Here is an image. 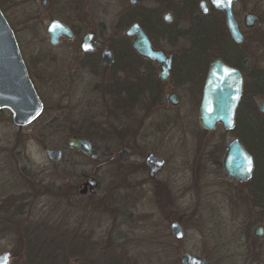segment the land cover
Wrapping results in <instances>:
<instances>
[{
    "label": "rangeland",
    "instance_id": "rangeland-1",
    "mask_svg": "<svg viewBox=\"0 0 264 264\" xmlns=\"http://www.w3.org/2000/svg\"><path fill=\"white\" fill-rule=\"evenodd\" d=\"M187 1V8L191 9L190 15H194L195 3L193 0ZM0 2L7 4L6 0ZM121 2L122 0H92V29L103 40H116L120 34L116 32L115 22ZM137 4L139 8L147 10L156 3L153 0H138ZM233 11L242 29L244 12L252 11L259 16L255 26L245 30L246 41L238 47V54H241V59H248L250 102L264 118V112L259 109L260 102L264 100V91L256 92L253 80L254 72L261 70L264 73V0H238ZM182 18L185 20L181 25L186 29L184 28L183 36L173 37L172 40H176L173 47L189 50L191 35L188 34L190 30L188 33L186 30L191 21L188 14ZM178 19H174L170 29L178 27ZM100 22H104V28ZM29 35L24 31H19L17 35L22 43L21 50L28 59L36 57L38 52L29 47ZM44 49L64 56L63 62L58 64V71L71 74L74 68L71 57L78 52L76 47L62 45ZM41 50L42 48L39 49ZM216 54L217 50L212 47L206 56L213 58ZM113 70L112 67L111 71ZM52 81L48 82L52 84ZM97 81L90 76L80 75L73 81L79 87V94L74 99L82 97L98 103V94L93 92ZM45 82L39 79L38 85L45 109L39 120L29 126L26 132H15L5 122L6 113L1 114L0 149L7 147L9 142L12 147L16 138L21 137L24 140L22 149L26 150L21 165L26 167L28 177H31L25 186L27 202L23 207L24 214L21 215L18 200L23 191L19 192L16 187L24 189V185L11 176L9 169L5 167V153L0 156V201L10 196L8 200L13 202L12 210L8 212H5L0 202V218L9 219V223L0 224V251L12 252L11 264H181L180 257L186 252L204 256L210 264H264V234L262 237L254 234L255 227L264 226V221L254 199L252 184L233 181L219 167L216 176H196L200 181L195 182V187L190 182L191 176L185 173V191L174 190L176 187L172 184L169 192H159L156 186L153 192L146 193L149 199L141 198L133 184L136 177L130 174L135 164L130 134L126 135L119 127H114V130L109 125L105 126L102 108L87 110V114L81 111L86 120L90 116H96L91 118L96 127H90V135L102 153L116 154L115 151L120 147H127L131 156L121 159L116 154L118 165L114 166L109 161L115 159L109 156L103 155L97 160H90L82 157L79 152L72 151L67 147L70 134L59 128H66V125L74 127L72 121H77L78 115L68 110L61 112V107L66 105L63 100L66 92L59 93ZM183 94L179 106L174 107L173 112L180 115L188 113L185 120L196 125L197 112L193 110L190 93L187 91ZM114 100L115 97H109V102L113 103ZM237 126L236 133L224 134L219 127L206 133L203 138L198 129L196 132L192 127L188 128L181 142H167L162 150L171 160L169 170L174 164L178 165L180 158L191 160L202 152L204 155V152L210 150L213 137H217V141L222 143L221 159L228 142L241 133L240 125ZM246 142L248 147L258 152L259 149L249 137ZM46 148H61L64 160L60 163L50 161L45 153ZM12 155H15L14 152ZM179 165L184 168L183 162ZM255 167H263L262 158H255ZM83 174L95 175L100 180V185L94 195H75L74 200L68 196V192L74 181L78 186ZM122 178V188H108L122 185ZM213 179L217 184L207 186L206 180ZM172 180L174 182V177ZM30 187L39 190L35 192ZM77 190L78 187L75 188L76 193ZM174 220L179 221L183 227L184 237L181 240H176L170 231V223Z\"/></svg>",
    "mask_w": 264,
    "mask_h": 264
},
{
    "label": "flooded vegetation",
    "instance_id": "flooded-vegetation-1",
    "mask_svg": "<svg viewBox=\"0 0 264 264\" xmlns=\"http://www.w3.org/2000/svg\"><path fill=\"white\" fill-rule=\"evenodd\" d=\"M153 1H155L156 4L146 10L144 7L142 9L138 7V0H126L127 3H125V0H122L115 22L116 32L120 34L117 36L118 38L116 40L111 39V41L107 38L103 40L99 33L92 29V0H6L7 4L5 5L0 2V10L14 33L28 75L43 103L42 113L45 109V103L39 92V79L46 81L45 83L48 84L49 87L53 86V89L58 90L59 93L66 92L65 95H63V100L66 102V105L61 107V112L68 110L72 111V113H77L78 119L80 120L77 119V121H72L74 122L73 128L79 130L80 128L85 130L88 128L86 135L73 133L70 134V136L75 135L88 139L92 148H95L99 153L95 160L106 155L110 158H114L117 162L116 165H118L116 154L121 159L128 158L131 156L129 149L127 147H120L115 151L116 154H114V152L102 153L100 151L101 149L94 143L93 137L90 135V131H92L90 127H96V124L91 122V118H96V116H90L89 119L86 120L84 115H81V111H85V114H87L88 111L94 108H102L103 112L101 115L105 117V126L109 125L113 127L114 130L116 129L114 127H119L124 130L126 135L130 134L131 136L133 143L132 156H134L135 164L130 174L136 177L134 178L135 181L133 180V184L135 185L134 188L138 190L139 197L147 199H149V196L146 195V193L153 192L156 186H158L159 189H157L159 192H169L171 188L170 185L172 184V186L176 187L174 190L180 192L185 191L187 186L185 173L191 176L190 182L193 183L194 187L195 182L200 181L196 176H216L219 172V167H221L223 174L229 177L223 169L222 160L229 142L234 138H239L246 148L239 136H233L228 142L224 148L221 159L220 146L222 143L217 141V137H213L210 142V150L204 152L205 156L202 152V155L200 154V156H198L197 154L191 160H188L186 157L179 159L177 164L179 165L183 162L184 168L180 167L183 165L178 166L174 164L173 168L169 170L171 160L162 150H164L167 142L173 140L181 142L187 134V129L191 127L196 132L197 129L199 130L198 132L201 133V138H203L206 133L213 132L219 127L222 129V132L224 131V134L236 133L238 110L242 108L245 113L251 110L250 96L248 93V86L250 87L248 83L250 70L248 59H241L239 56V59L236 61L235 56L231 54L232 52L230 51L233 50L234 53L235 44H243L246 41L245 30L249 28L245 27L243 20L242 29L240 23L236 19L239 29L243 34V40L241 42H236L231 37L226 26L224 13L220 9L215 8L210 0H193L195 3L193 6L194 15H190L189 13L191 9L187 8V0ZM237 1L238 0L234 1L233 7ZM202 2L205 3V11L201 8ZM102 11H104L103 8ZM246 12H244V15ZM185 14H188L191 21V24L186 30L187 33L192 25L196 23V21H199L200 18H205L203 21L214 27L212 47L217 50V54L213 58L209 56H186L187 48H184V50L181 49V47H173V43L176 42V40H172L173 37L179 38L183 36L184 28L186 29V27L183 28L181 25L183 24V20H185L182 16H185ZM175 18H179L177 21L178 27L176 29H170L169 27L174 23ZM221 22L224 24L222 34L220 33L222 27H220ZM53 24H58L60 27L68 29L70 36L57 30L56 32H58V34L56 36V41L52 43L49 28L51 26L53 27ZM100 24L102 28L105 27L104 22H100ZM134 25H139L145 32L153 49H159L167 56H171L169 74L166 78L160 76L163 71L162 64L139 55L133 49V37L126 35L125 32ZM19 31L30 34L28 45L30 48L38 50L36 57L32 56L30 59L26 58L23 50H21L22 47L20 44L22 43L17 36ZM89 34H91L92 37L88 43L89 46L93 48L89 51H85L82 49V44L85 37ZM188 34L190 35V32ZM221 41L230 44L233 48L230 47V50L227 49L226 51V48H222ZM62 45L76 47L78 51L71 57L74 68L70 75H66L64 72L61 73V71L59 73L58 71V64L59 62H63L65 57L58 56L56 53L44 49L56 48ZM40 48H42L41 51H39ZM175 48L177 50H175ZM188 48L190 49L191 47ZM106 49H110L112 54L113 60L110 64H105L102 59V54ZM209 50L206 54H208ZM179 52L180 56H178ZM219 54L223 55L221 56ZM216 59H220L225 65L237 69L242 77L241 97L235 111L234 125L231 129L225 128L222 123H216L213 129H207L201 125L199 119L205 79L210 64ZM112 67L114 68L113 71H111ZM82 74L83 77L90 76L98 80L93 87V92L98 94V103H95L92 99L82 97H78L76 100L74 99L75 96L77 97L79 94V87L77 84L74 85L73 81ZM48 81H52V84ZM55 84H57L56 87L54 86ZM109 85L115 86L109 88ZM187 91L190 93L192 99L193 110L197 112V126L195 123L185 120V115L187 116L188 113L180 115L179 113L173 112V108L179 106L181 97L184 95L183 93ZM171 94H175L177 100L176 105L172 104L170 101ZM109 97H115L113 103L109 102ZM2 112L6 113L7 120L5 122L13 127L15 132L18 131L20 133L26 132V129L36 123L42 114L41 113L31 123L21 125L17 122V118L14 117L9 108L0 109V120L3 119L1 117ZM95 114L97 115V113ZM23 141L24 140L18 136L12 147L9 142L7 147L0 149V156H4L5 153V167L9 169V173L12 174L11 176L16 177L17 181L19 180V183L24 185V189L19 185V187H16L19 192L23 191L18 200V207L21 215L24 214L23 207L27 202L25 186H27L29 178L26 167L21 165L26 152V150L24 151V149H22ZM68 148L72 151L79 152L84 158L92 159L90 155L84 154L75 148ZM120 150H125L126 155H121L119 152ZM13 152L15 154L14 156L12 155ZM150 153L164 160L161 169L157 171L154 176H151L149 166L146 163V157ZM62 159L64 160L63 150ZM253 160L255 168L254 156ZM254 168L251 177L246 181H237L231 177L229 178L239 183L253 185L252 178ZM112 172L114 171L112 170ZM126 175L129 176L128 174ZM90 176L95 177L97 181L95 192L91 193L89 187L86 186L85 193H80V186ZM172 177H174V182ZM123 179L124 178L120 179L122 185L110 186L108 188L110 190L116 187L122 188L124 186ZM215 181V179L211 181L206 180L207 186L216 185L217 183ZM99 185L100 180L95 175L83 174V179L78 186L75 181L73 182L68 196L76 200L75 195L85 196L88 193L94 195ZM76 187H78V193H74ZM9 198L10 196L0 201L4 206L5 212L12 210L13 202L11 199L8 200ZM15 209H18L17 206H15ZM16 213L18 214V212ZM6 223H9V219L0 218V224L3 225ZM1 232L2 228H0V233ZM5 251L11 253V264L13 254L10 250H2L0 253Z\"/></svg>",
    "mask_w": 264,
    "mask_h": 264
},
{
    "label": "water",
    "instance_id": "water-1",
    "mask_svg": "<svg viewBox=\"0 0 264 264\" xmlns=\"http://www.w3.org/2000/svg\"><path fill=\"white\" fill-rule=\"evenodd\" d=\"M210 1L215 8L224 13L225 23L231 37L236 42H241L243 34L233 13V3L236 0ZM201 8L205 11L204 2L201 3ZM258 19L259 16L255 12L249 11L245 13L243 23L245 27L252 28L258 22ZM57 30L70 36L68 29L55 24L49 28L52 43L56 41ZM125 34L133 37L132 47L139 55L163 65L160 76L166 78L169 74L171 56H167L159 49H153L149 38L139 25L130 27ZM91 37V34L85 37L82 44L83 50L89 51L93 48L88 43ZM102 59L105 64L112 62L110 49L103 52ZM241 89L242 77L239 71L225 65L220 59L213 61L210 64L203 87L199 111L201 125L207 129H213L216 123H222L225 128L231 129L234 125L235 111L241 97ZM170 96L171 103L176 105L175 94ZM2 108H9L14 117L17 118V122L24 125L34 121L42 113L43 103L28 75L14 33L0 10V109ZM259 109L264 112V101L260 102ZM67 146L90 155L92 159L99 155L98 151L92 148L90 141L86 138L71 135L67 140ZM119 152L123 156L126 155L125 150ZM45 153L52 162L59 163L62 159V150L59 148H46ZM146 163L149 166L151 176H154L161 169L164 160L150 153L146 157ZM222 165L229 177L237 181H246L252 175L254 160L252 154L244 147L240 139L234 138L226 148ZM249 168H251V171H249ZM96 185L95 177L90 176L80 186V193H85L86 186L89 187L91 193H94ZM170 231L176 240L183 239L184 230L178 221L174 220L170 223ZM254 234L257 237H262L264 226H256ZM10 257L11 253L9 251L0 253V264H10ZM180 263L210 264L204 256L189 252L182 254Z\"/></svg>",
    "mask_w": 264,
    "mask_h": 264
},
{
    "label": "trees",
    "instance_id": "trees-1",
    "mask_svg": "<svg viewBox=\"0 0 264 264\" xmlns=\"http://www.w3.org/2000/svg\"><path fill=\"white\" fill-rule=\"evenodd\" d=\"M205 18H200L199 21H196L190 29V35H191V48L187 50L186 56H206V52L212 48L213 38H214V27L210 26L207 22L203 21ZM222 26V27H221ZM220 32L222 34L224 24L220 23ZM242 44H235L234 53L233 50H230L229 48L232 47L230 44L226 42L221 41L222 48H226L227 51L230 50L234 56L235 60L237 61L239 59V51L238 47ZM233 48V47H232ZM223 55V54H219ZM254 87L256 92H262L264 91V73L260 70L257 72H254ZM255 92V93H256ZM250 113L244 114V111L242 108L238 110V118L237 122L238 125L241 127V133L238 135L240 136L241 140L245 141L248 139H251L253 143L256 145V147L259 149L258 152L254 151L252 148L247 146V142L244 144L246 148L252 153L254 158L258 160V158L263 159V167L261 169L254 168L253 171V185H252V192L254 194L255 202L257 203V206L260 209L262 220L264 221V118L263 114L259 113L253 105H251ZM248 122V123H247ZM67 124V123H66ZM248 124V127H247ZM64 128V129H63ZM62 129L67 134H79V135H86L87 129H76L71 126L66 125L65 127L59 128ZM111 165H116L117 162L115 160L109 161ZM31 180V177H29ZM32 184V183H31ZM30 189H34L35 192L39 190V188L36 187H30ZM74 193H76L74 189ZM63 197V195H62ZM34 254V253H33ZM35 257L37 254H34Z\"/></svg>",
    "mask_w": 264,
    "mask_h": 264
},
{
    "label": "snow or ice",
    "instance_id": "snow-or-ice-1",
    "mask_svg": "<svg viewBox=\"0 0 264 264\" xmlns=\"http://www.w3.org/2000/svg\"><path fill=\"white\" fill-rule=\"evenodd\" d=\"M249 171H251V168H249Z\"/></svg>",
    "mask_w": 264,
    "mask_h": 264
}]
</instances>
